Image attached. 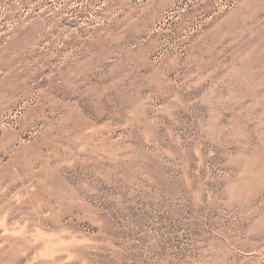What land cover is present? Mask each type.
Returning <instances> with one entry per match:
<instances>
[{
    "label": "rangeland",
    "instance_id": "374dc122",
    "mask_svg": "<svg viewBox=\"0 0 264 264\" xmlns=\"http://www.w3.org/2000/svg\"><path fill=\"white\" fill-rule=\"evenodd\" d=\"M0 264H264V0H0Z\"/></svg>",
    "mask_w": 264,
    "mask_h": 264
}]
</instances>
